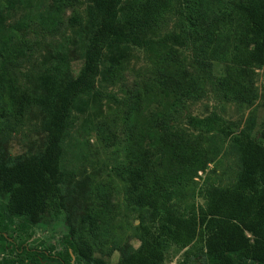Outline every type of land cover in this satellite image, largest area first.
Returning a JSON list of instances; mask_svg holds the SVG:
<instances>
[{"label":"rangeland","instance_id":"rangeland-1","mask_svg":"<svg viewBox=\"0 0 264 264\" xmlns=\"http://www.w3.org/2000/svg\"><path fill=\"white\" fill-rule=\"evenodd\" d=\"M139 0H123L118 18L130 15ZM197 2V6L203 2ZM54 0H44L51 6ZM205 6V4H204ZM201 8V7H200ZM182 3L172 5L159 27L139 30L152 40L149 47L133 43H113L105 47L92 92L78 95L67 120L61 141L60 191L51 197L46 208L19 229L30 245L63 254L71 233L79 246H91L92 258L101 264H118L142 245L141 217L154 223L150 207L141 209L133 201L126 178L114 171L124 166L130 142L143 136L142 147L149 144L150 121L160 114L172 115L180 128L202 148L204 168L187 183L183 204L206 205V188L233 186L242 170L241 154L221 125L235 131L245 130L264 143V68L254 66L252 78L236 89L221 86L220 81L233 72L227 40L220 36V53L201 50L167 40L186 26ZM45 12V6L35 10ZM208 19L210 13L206 12ZM24 11L13 7L6 23L13 25ZM101 19L98 7L89 0H70L63 12V24L50 32L39 19L30 29L19 28L33 46L15 71L18 84L35 96L44 93L38 73L60 66L64 80L75 78L87 61L93 37ZM217 40V39H216ZM212 53V55H210ZM60 55L64 58L61 60ZM165 76L168 79L163 80ZM173 77L176 81L173 82ZM187 83L197 89L191 94L179 92ZM177 84H180L179 86ZM173 85V87H172ZM124 102H129L126 104ZM7 107V106H6ZM0 97V164L38 157L48 143L46 114L32 104L20 118L12 117ZM6 110V114L3 115ZM189 116H213L214 129L187 124ZM221 124V125H220ZM22 219H17L20 222ZM18 229V228H17ZM17 234V232H15ZM189 247L169 244L160 264H181ZM189 254V262L202 264L200 253ZM197 257H200L197 259ZM53 264V262H52Z\"/></svg>","mask_w":264,"mask_h":264},{"label":"trees","instance_id":"trees-1","mask_svg":"<svg viewBox=\"0 0 264 264\" xmlns=\"http://www.w3.org/2000/svg\"><path fill=\"white\" fill-rule=\"evenodd\" d=\"M89 1L98 7L101 19L91 38L86 63L77 77L68 80H64L60 66L38 73L44 93L35 96L18 84L15 72L22 57L33 47L24 34H19V28L30 29L33 20L39 19L48 21L49 25L44 27L54 32L62 26L63 12L70 0H54L51 6L43 5L44 0H0V97L15 118L24 115L30 105L39 106L46 114L48 132L47 146L38 157L0 164V264L102 263L92 258L88 243L84 247L78 245L74 233L66 239L63 254L55 255L48 249L30 245L29 238L18 231L29 225L30 219L37 217L48 200L60 191L61 141L67 120L75 98L95 89L106 46L133 43L149 47L152 40L143 37L139 30L159 27L172 5L183 2L187 8L183 19L186 26L166 41L201 50L206 57L211 49L214 56L221 58L217 41L223 36L231 47L229 61L233 72L229 76L234 78L220 81L222 87L233 91L239 84L246 86L254 66L264 68V0H212L211 5L203 2L198 6L197 2L202 0H139L123 21L118 18L123 0ZM15 6L22 8L24 15L8 25L7 15ZM42 6L47 18L45 12L36 14L35 10ZM166 79L168 76L162 81ZM175 79L172 84L179 82ZM196 89L187 83V88L182 85L179 92L191 94ZM215 122L213 116H189L187 124L214 129ZM180 124L178 118L159 113L148 126V146L142 147L143 133L130 142L125 165L114 168L127 179L134 203L141 209L152 208L154 223L146 224L140 215L142 245L118 264H160L165 249L172 243L189 247L181 264H195L188 259L193 252V256L203 255L202 264H264V143L245 130L235 131L220 124L218 129L232 138L241 154L238 181L233 186L206 188V205L183 204L187 183L204 168V160L202 148Z\"/></svg>","mask_w":264,"mask_h":264}]
</instances>
